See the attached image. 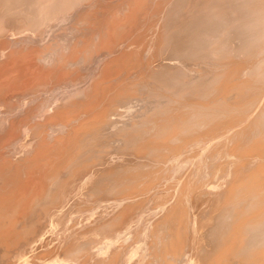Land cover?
Listing matches in <instances>:
<instances>
[{
	"label": "bare ground",
	"instance_id": "obj_1",
	"mask_svg": "<svg viewBox=\"0 0 264 264\" xmlns=\"http://www.w3.org/2000/svg\"><path fill=\"white\" fill-rule=\"evenodd\" d=\"M158 1L0 0V264H264V67L225 66L221 80L197 65L255 52L264 0ZM80 69H97L88 90ZM186 153L193 176L163 196L161 220L139 215L141 245L124 248L128 191L154 174L143 168L182 179ZM77 184L96 203L81 231L66 223L83 210H65Z\"/></svg>",
	"mask_w": 264,
	"mask_h": 264
},
{
	"label": "rangeland",
	"instance_id": "obj_2",
	"mask_svg": "<svg viewBox=\"0 0 264 264\" xmlns=\"http://www.w3.org/2000/svg\"><path fill=\"white\" fill-rule=\"evenodd\" d=\"M157 1H158V0H157ZM159 1L161 2L162 0H159ZM159 1H158V2H159ZM260 41H262L263 44H264V37H263V39L259 40V42H258L259 44L256 43V46H255L256 48L254 47V48H255V52H254V50H252V53L254 52V53H253V57L257 60L256 62H255V59H254V58L252 57V55H251L252 53L249 54L250 56H249V55H246V54H243V55L241 54V55H239V56H240V57H239V56L232 55V54L229 52V50L227 49V51H221L219 54H221V55L225 54V55H226L225 57H226L227 59L230 58V60L228 59L229 61H228V60H227V61L230 62L231 65H230V63H229V65H228V62H226V58L224 57V55H223V56H221V55H217V57H216V55H215V56H210L211 58H210V57H209V58H208V57H207V58L205 57L204 60H199V61H198L199 63H197V65H198L199 67H202V69L205 70L206 72H208L210 75H219V74H221L223 71H224V72L227 71L225 66H227V69H229V67H230V68H233V67H235V65H237V64H238V65H242L243 62H244L246 65H250V63H252V62L254 61L252 65H254V63H258V64H255V67L258 68L257 65H259L260 68H262V67H264V66H263V63H264V60H263V59H264V58H263V57H264V52H263V54H262L259 50H263V47H264V46L262 45V42H260ZM257 44H258V46L261 45V48L258 47ZM257 47H258V49H257ZM256 49H257L259 52H258ZM222 52H223V53H222ZM257 52L260 53V55H258V56H259L258 58H259V59L262 58L263 63H262V60H261V59H260V60H261V62H260V60H259L258 58H256V57H257V55H256ZM229 53H230V54H229ZM258 53H257V54H258ZM261 54H262V55H261ZM230 55H232V56H230ZM245 55L247 56V58H245V57H246ZM219 56H220L222 59H220ZM261 56H262V57H261ZM212 57L214 58V59H213V62H214V63H212V60H211ZM215 57H216L217 59H219V60H217V61H220V60H221L222 62H221V61H220V62H217L216 59H215ZM218 57H219V58H218ZM233 57H234L235 59H233ZM242 57H243V58H242ZM248 57H249V58H248ZM250 57H252V59H251ZM223 58H224V59H223ZM237 58H239L240 60L237 59ZM231 59H233V61H231ZM236 59H237V60H236ZM241 59H243L244 61L241 60ZM246 59H247V60H246ZM249 59H250V62H249ZM224 60H225V61H224ZM234 60H235V61H234ZM252 60H253V61H252ZM204 61H205V62H204ZM208 61H209L210 63H209ZM239 61H242V62H239ZM232 62H236V64H233ZM202 63H204V64H202ZM206 63H207V64H206ZM211 63H212V64H211ZM216 63H217V64H216ZM219 63L222 64V65H224V66L219 65ZM239 63H240V64H239ZM244 63H243V64H244ZM248 63H249V64H248ZM200 64H201L202 66H201ZM205 64H206V65H205ZM208 64L211 65V66H213L214 68L211 67V66H209ZM213 64H214V65H213ZM226 64H227V65H226ZM245 64H244V65H245ZM232 65H234V66H232ZM207 66H208V67H207ZM218 66H219V67H218ZM228 66H229V67H228ZM215 67H216V68H215ZM223 67H224V68H223ZM206 68H207V69H206ZM211 68H213V69H211ZM218 68H219V69L221 68V70H219ZM222 68H223V69H222ZM216 69L219 70V71H217ZM224 69H225L226 71H225ZM80 70H81V73L84 74V77H83V79H82L81 82H80V85H83V86H80V87H81V90H82V89H83V90H88L87 88H89L90 85H86L87 83H86L85 81H87V82L90 84L89 81L92 80V79H94V78H96V77L98 76L97 69H94L95 71H94V70H93V71H92V70H86V69H84V71H83V69H80ZM209 71H210V72L213 71L214 73L212 72V73H213V74H212V73H210ZM221 71H222V72H221ZM215 72H216V74H215ZM92 73H93V74H92ZM258 74H259V73L255 74V78H257V80L253 78V80H254V81H253V84H255V83L258 81V79H259L258 84L254 85L255 88H256V87H258V88H256V89L254 88V90H255L256 92H259V93L261 94V93H262V92H260L261 90H262L263 93H264V90H263V88H264L263 84H264V83L261 82V81L264 79V77H263L264 75H261V78H260V76H259ZM90 75H91V77H90ZM257 75L259 76V78L257 77ZM93 76H94V77H93ZM87 77H88V78H87ZM89 77H90V78H89ZM243 77H244V78H243ZM243 77H242L243 79L246 78V76H243ZM219 78L222 80V75H221V76L219 75ZM219 78H218V79H219ZM240 78H241V77H240ZM87 79H90V80H87ZM220 79H219V80H220ZM260 79H261V81H260ZM219 80L214 84V87H215V88H218V87H219V86H218V85L220 84V83H219ZM245 80H246V79H245ZM255 80H256V81H255ZM220 82H221V81H220ZM83 83H85V84H83ZM217 83H218V84H217ZM259 83L261 84L260 86H263L262 88L259 86ZM262 83H263V84H262ZM86 86H87V87H86ZM254 86H253V87H254ZM80 87H79V88H80ZM260 88H261V89H260ZM257 89H258L259 91H257ZM142 94H143V95H142L143 97H144V95H145V97H148V96H146L145 93H142ZM263 96H264V94H263ZM173 105H174V103H173ZM175 106H176V103H175ZM177 106H178V105H177ZM235 115H236V114H235ZM235 115L232 114V115H230L229 117L231 118V116H234V118L236 119L237 116L235 117ZM237 115H239V114H237ZM229 117H228V118H229ZM230 118H229V119H230ZM238 118H239V116H238ZM224 120L226 121L227 118L224 119ZM242 125H246V124H242ZM263 129H264V128H263ZM202 132H203V130H202ZM200 133H201V132H200ZM256 139H259V137H258V138H255V140H256ZM223 143H224V142H223ZM235 144H236V145H235ZM230 145H231V148H230ZM230 145H229V147H227V148H229L228 150H232V148H233V150H234L235 148H237V147L240 146V143L237 142V143H234V145H232V144H230ZM224 149H226V147H225ZM226 150H227V149H226ZM220 151H222V148H221ZM238 151H239V150H238ZM222 153H223V152H218V153H216L217 155L215 154V156H214L215 159H216V160H219V158H220V160L223 161V158H224V161L227 162L226 159L228 158V161H229V158H230V157L225 158V156H223L224 154L222 155ZM186 154H188V153H186ZM186 154H184V155L187 157L186 160L189 159L190 164H189L188 166H186V168L184 169L185 173H184V171H182V173L184 174V175H183V174L181 175V178H182V179H179V178H178V177H180V176L176 177V179L179 180V184H178V181H177V184L175 183L176 185L173 183V182H176V181H175L176 179H175L173 176H172L173 178L171 177L170 179H168V181H167V180H165V181H164V180H159V179H162L160 176H162V177L164 176V177H166V178L169 177V173L166 174V171H161V172H159V171L157 170V168H156V169H151V168H149V167H148V168L145 167V169L143 168V171H144V172H147L146 169H147V170L149 169L148 172L151 171V174H152V172L154 173V174H152V175L150 176L151 180H148V179H150V178H145V177H144L145 179H144V178H143V179L145 180V182H144L143 179H141V180H139V182H138L137 184H135V185L132 187L133 189H135V188H137L138 186H141L140 188L138 187L137 190H133V189H132L134 192H133L132 190H130V189H128V190H130V191L127 190L128 192H130L129 195H130V196H133V197H131V198H132V199L135 198V201L133 200L134 203L132 202V200H130V201L128 202V205L130 204L131 206H132V205L134 206V207H131V208H132V212H131L132 215L129 216V220L132 219V221H135L134 219H136V221L131 223V224H134V223H135L134 225H132V228H131V230L133 229V230H132V233L130 234V236H132V237L129 238L130 241H132V242H131V243H128V242H129V240H128V241H127V244H128V245H125V244H126V243H125V244H124V246H125L124 248H127V249H128V248H130L131 246L133 247L135 244H136L135 247H136V246H139V244L141 245V243H138V242H137V241H139V240L141 239L140 234H137V235H136V232H137V231H138L137 233H140V230H141L140 227L142 226V225H140L141 222H140L139 224L136 223L138 219L140 220V216L142 217V214H143V215H146L145 217H142V218L144 219V223H145L146 225H147V223L149 224V222H150V221H149V220H150L149 217L153 218V220H154L155 222H156V220H157V221H159V219L161 220V218L163 217V213H162V212H160L157 216L152 217L153 213L159 211V210L161 209L160 206L164 205V203H166L169 199H171V198L173 197V195H174V193H175V192H174L175 190H176V192H178V191L180 190V187H181L180 184H181V182H182V183H183V182H187L186 180H188V178H191V177L193 176L192 171L194 172V170H195V162H196V164H197L198 159H196V158H198V156H197V153H193V154L189 153L188 155L190 156V154H191L192 156H190V157L188 158V155H186ZM194 154H195L196 156H193ZM220 154L223 156V158L220 157ZM185 156H182L183 159L185 158ZM191 157H192V158H191ZM214 157H213V160H212V163L214 164V166H213V164L211 165L212 167H215V168H214V171H211L212 173H210V170H213L212 167H211V168L209 167L210 169L207 170V171L209 172V173H208V176H209V174H210V176H212V177L209 176L208 179H209V178L212 179V180H209V181H211V182H213V183H214V182H217V181L222 177L223 174L221 175V173H222L221 170H223L224 167H225L224 165H226V163H225L224 161H223V162L221 161V163H223V166H224V167L221 166V167H223V168L221 169V167H220V170H218L219 167H217V161L214 159ZM217 157H218V159H217ZM130 158H133V159L135 160V157H134V156H132V157H130ZM147 158H148V157H147ZM233 158H234V159H233ZM151 159H152V158H150V157H149L148 159H146V157H145V158H140V159H137V160H138V162H142V163H144V162H148L149 160L151 161ZM195 159H196L197 161H196ZM232 159L235 160L236 157H231L230 160H232ZM140 160H141V161H140ZM142 160H144V161H142ZM236 160H237V159H236ZM193 163H194V164H193ZM218 163L220 164V161H218ZM224 163H225V164H224ZM219 164H218V166L222 165V164H220V165H219ZM192 165H193V167H192ZM215 165H216V166H215ZM188 167H189V168H188ZM190 167H191V168H190ZM216 167H217V168H216ZM150 169H151V170H150ZM186 169H187V171H186ZM188 170H189V171H188ZM190 170H191V171H190ZM216 170H217L220 174H219V173L217 174V171H216ZM163 172H164V173H163ZM189 172H190V173H189ZM213 172H214V173H213ZM215 173H216V174H215ZM189 174H190V175H189ZM191 174H192V175H191ZM211 174H212V175H211ZM214 174L216 175L215 178H214V176H213ZM153 175H154V176H153ZM159 175H160V176H159ZM171 175H172V173H171ZM177 175H178V174H177ZM186 175H187V176H186ZM218 175H220V177H219ZM188 176H189V177H188ZM190 176H191V177H190ZM153 177H154V178H153ZM186 177H187V178H186ZM156 178H157V180H156ZM184 178H186V180H185ZM171 179H172V182H171ZM183 179H184V180H183ZM205 179H207V178L205 177ZM214 179H216V180H214ZM147 180H148V182H149V181L152 182L153 185H152L150 182H149V184L146 183ZM152 180H153V181H152ZM182 180H183V181H182ZM142 181H143L144 183H143ZM155 181H156V184L154 183ZM166 182H167V184H166ZM168 182H169V183H168ZM158 183H159L161 186H163V187H160V185H159ZM170 183H173L174 185H173V184L171 185ZM144 184H145V185H144ZM147 184H148V185H147ZM162 184H163V185H162ZM164 184H165L166 186H165ZM169 184L171 185V186H170L171 188L168 187ZM151 185H152V187H151ZM157 185L161 188V190L159 189V187H158ZM167 185H168V186H167ZM177 185H179L180 187L177 186ZM173 186H174V187H173ZM77 187H78V184L75 185V196H76V197H74V199H72L73 201H71V202H69V204H67V206H66L67 208L65 209V210H68L69 207L71 208V205H73V204H75V206H77L78 202H79L80 204H83V205H81V206H80V204H78L79 207H82V206H83V208H82L83 210H80V211H79L78 208L75 207V209H74V210H75V213H73L74 216L71 214L72 216H70V219L66 222V223H69V224L72 222V223L70 224V226H73V225H74V228H75V226H76V229H75L76 231L79 230L77 224H78L79 226H80V224L83 225V223H86L87 221H89V220H88V217L91 218V219H93L94 216H92L90 213H92V212H91V211H92L91 209H93V208L95 207V204H96V203L94 202V200H92V199H95V198H93V197H87V196L84 195V194L86 193L85 190L80 191V194L77 195V194H76V193H78V189H77ZM142 187H145V188L143 189ZM149 187H150L151 189L148 190ZM155 187H158V188H156V189L159 190V191L155 190ZM175 187H176L177 189H174ZM146 188H147V189H146ZM152 188H153L155 191H154ZM163 188H164V189L169 188V189H168L167 191H164ZM122 189H123V188H122ZM162 189H163L164 192H162ZM143 190H146V191L144 192ZM151 190H152V191H151ZM84 191H85V192H84ZM169 191H170V193H169ZM171 191H172V192H171ZM132 192H133V194L135 193V195H133ZM138 192H139L140 196L137 195ZM148 192H150V193L148 194ZM152 192H154V193H152ZM166 192L169 194V197H170V194L172 195V193H173V195L171 196V198H169V197L167 196V193H166ZM158 193H159V194H158ZM131 194H132V195H131ZM143 194H145V196H146L147 194H148V195L145 197ZM153 194H154V195H153ZM162 194H163V195H162ZM115 195H116V193H115L114 195H113V194H112V195L109 194L108 197H106V199H105L107 202L104 201L102 204H103V205H104V204H109L108 202H111V204H112V203H113V199L116 198ZM118 195H119V194H118ZM141 195H142V196H141ZM151 195H152V196H151ZM156 195H158L159 197L156 196ZM164 195H166V197H167L168 199L165 198ZM111 196H112L113 198H112ZM116 196H117V195H116ZM134 196H135V197H134ZM143 196H144L145 198H144ZM160 196H161V197H160ZM163 196H164L165 199L163 198ZM78 197H81V198H78ZM109 197H111L112 199L109 198ZM118 197H120V196H118ZM137 197H138L139 199H138ZM150 197H151V198H150ZM153 197H156V200H157L158 202H157L155 199H153ZM140 198H141V199L144 198L145 201H144V200H141ZM147 198H149V199H147ZM158 198H159V199H158ZM160 198H161V199H160ZM162 198L165 200V202H164V200H163ZM75 199H76V200H75ZM78 199H79V200H78ZM84 199H85V200H84ZM89 199H90V201H89ZM152 199L154 200L153 203H154L155 205H154V204L152 205V201H153ZM77 200H78V201H77ZM80 200L82 201V203L80 202ZM87 200H88V201H87ZM111 200H112V201H111ZM148 200H149V201H148ZM162 200H163V201H162ZM166 200H167V201H166ZM85 201L87 202V204L85 203ZM138 201H139V202H138ZM140 201H141V202H140ZM161 201H162L163 203H162ZM91 202H92L93 204H92ZM135 202H137V203H135ZM147 202H148V203H147ZM156 202H157V203H156ZM160 202H161L162 205L160 204ZM204 202H205V203H204ZM88 203H89V204H88ZM131 203H133V204H131ZM145 203H147V204H146L147 206H146V205L144 206ZM202 203L205 204V205H207V206L205 207V205H202ZM84 204H85V205H84ZM102 204H101V205H102ZM111 204H109V205H111ZM126 204H127V203H126ZM138 204H139V206H140V204H141L142 206H144V208H143L142 206H141L140 208H139V206L136 207ZM156 204H160V205H156ZM199 204H200V205H199V206H200L199 210H202V211H204V209H207V207H209V206H208L209 202H207V199H202V200L200 201ZM88 207H89V208H88ZM90 207H92V208H90ZM152 207H153V208H152ZM154 207H155V208H154ZM157 207H160V208H157ZM85 208H86L87 210H86ZM101 208H102V207L98 208L97 211H100ZM142 208H143V209H142ZM80 209H81V208H80ZM102 209H103V208H102ZM102 209H101V210H102ZM133 209L136 210L135 212L138 211L137 214L134 212ZM137 209H138V210H137ZM146 209L148 210L147 212H145ZM153 209H154V211H153ZM158 209H159V210H158ZM208 209H209V208H208ZM208 209H207V210H208ZM89 210H91V211L89 212ZM144 210H145V211H144ZM149 210H150V211H149ZM77 211H78V212H77ZM86 211H87V212H86ZM202 211H201V212H202ZM205 211H206V210H205ZM76 212H77V213H76ZM81 213L84 214L85 216L82 215ZM144 213H145V214H144ZM148 213H152V214H148ZM140 214H141V215H140ZM161 214H162V215H161ZM75 215L78 216V217H76ZM86 215H87V216H86ZM133 215H134V216H133ZM136 215H137V216H136ZM139 215H140V216H139ZM213 215H214V214H213ZM158 216H159V218H158ZM71 217H72V219H71ZM81 217H83V218H82V221H81V219H80ZM130 217H131V218H130ZM136 217H137V218H136ZM76 218H77V219H76ZM145 218H146V219H145ZM155 218H156V219H155ZM74 219L77 220L75 223L73 222ZM83 219H84V220H83ZM78 220H79L80 224H79ZM139 220H138V222H139ZM69 221H71V222H69ZM84 221H85V222H84ZM145 221H146V222H145ZM82 222H83V223H82ZM73 223H74V224H73ZM75 224H76V225H75ZM67 225H68V224H67ZM92 225H93V224H92ZM68 226H69V225H68ZM70 226H69V227H70ZM138 227H139V228H138ZM136 228H137L138 230H137ZM79 231H81V230H79ZM134 235H136L135 238H134ZM97 236H98V237H96V239H97V238H99V239L101 238V235H97ZM99 236H100V237H99ZM132 238L135 239L136 243H134L135 241H134ZM136 238H137L138 240H136ZM139 238H140V239H139ZM92 239H94V238H92ZM123 240L126 241V239H123ZM125 241H122V243H124ZM202 243H203V241H202ZM76 244H77V246L79 245L77 242H76ZM129 244H131V245L129 246ZM99 245H100V244H99ZM74 246H75V245H74ZM97 246H98V245H97ZM97 246H95V249L93 248V246H92V248H88L89 252H88L87 249H85V253H84V254H85V255H88V254H89V256H90L91 253H93L94 250L99 249ZM126 246H127V247H126ZM96 247H97V248H96ZM74 248H75V247H74ZM76 248H77V247H76ZM76 248H75V249H76ZM91 249H92V250H91ZM260 249H261V247H260ZM74 251H75V250H74ZM90 251H92V252H90ZM81 252H82V250H81ZM87 253H88V254H87ZM77 254L80 256V255L83 254V252H82L81 254H80V253H77ZM77 254L74 253V257H76ZM84 254H83V255H84ZM140 254H141V252L139 251V253H138L137 256H136L137 259H141L142 255H141V257H139ZM85 255H84V256H85ZM138 257H139V258H138ZM80 258H83V259H84L83 256H80V257H78V258L75 259V260H76V261H77V260H78V261H79V260H83V259H80ZM139 263L146 264L147 262L143 263L142 261H140ZM66 264H67V263H66ZM68 264H69V262H68Z\"/></svg>",
	"mask_w": 264,
	"mask_h": 264
}]
</instances>
